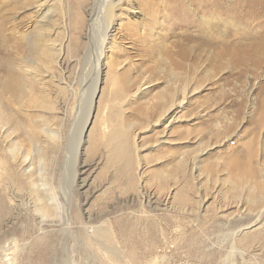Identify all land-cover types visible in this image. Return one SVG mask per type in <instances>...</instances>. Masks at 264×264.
I'll use <instances>...</instances> for the list:
<instances>
[{"label":"rangeland","instance_id":"obj_1","mask_svg":"<svg viewBox=\"0 0 264 264\" xmlns=\"http://www.w3.org/2000/svg\"><path fill=\"white\" fill-rule=\"evenodd\" d=\"M132 2L102 46L95 0H0V264H264V0Z\"/></svg>","mask_w":264,"mask_h":264},{"label":"bare ground","instance_id":"obj_2","mask_svg":"<svg viewBox=\"0 0 264 264\" xmlns=\"http://www.w3.org/2000/svg\"><path fill=\"white\" fill-rule=\"evenodd\" d=\"M38 4H43L44 2H46V1H48V0H35ZM57 1H60L61 2V8H63V3H62V0H55V2H57ZM132 4L133 2H132V0H95V7H94V10L92 11L93 13L91 14V16H92V20L94 21V23L95 24H98V27H99V29H98V31H100V29H101V31L99 32V35H100V37L98 38L99 40H100V42H101V45L103 46L106 42H107V40H108V38H109V33H110V31L112 30V28H113V24H114V21L117 19V17H119L120 16V19L121 20H123V19H125L124 18V15L126 14H128L129 13V10H131V7H128L127 6V4ZM182 6V3L181 2H179L178 3V5H177V7H175V9L176 8H180ZM251 13V14H254V15H264V5H261L257 10L256 9H253V10H250V11H248V13ZM119 19V18H118ZM52 18L49 20V22H47V24H41L42 26L40 27V28H38V29H36L33 33H34V38H32V43H31V47H32V52H33V54L35 55V58L36 59H31V63L33 64L34 62H35V60H37V58H39V57H41V55H44V57L45 56H47V58H48V60H46V61H53L54 60V58H55V56L57 55V54H60L61 52H62V45L61 44H57V46H55L54 48L52 47H47L46 48V50H44L45 49V41L47 40V41H50V42H54L53 41V38L50 36L51 34L49 33V32H46L45 30H50V28L52 27V24H51V22H52ZM47 21V20H46ZM93 21H92V23H93ZM6 24V20H4V19H2V17L0 18V31H2V29H3V27H4V25ZM51 24V25H50ZM198 24V23H197ZM202 26V28L204 29V25H201ZM39 27V26H38ZM95 28V27H94ZM212 28H213V24H210V26L207 28V30H204V31H202V30H200L199 29V31L203 34L202 35V45H215V42L217 43V40H216V38L214 37V34L212 33V34H210V35H208L207 34V32L208 31H211L212 30ZM41 30H44L45 31V33H44V31H42L41 32ZM3 32V31H2ZM60 32V31H59ZM46 34H48L49 35V38L48 39H45L44 37L45 36H43V35H46ZM9 35V34H8ZM33 35V34H32ZM47 35V36H48ZM262 35L263 34H259V36L257 37L256 36V38L255 39H260L258 42H256V43H254V42H252L250 45H248L247 46V48L245 49V50H242V51H238V52H236V55H234V58H236V60L238 61V62H240V63H242V62H252V63H254V64H256V65H259L260 63H261V61H262V59H264V40L262 39ZM111 38V37H110ZM250 38V37H249ZM113 39V38H112ZM111 42V41H110ZM224 42V41H223ZM224 47H225V51H227V52H232V51H230V48H231V46H230V44H227V43H224ZM44 50V51H43ZM70 52V51H69ZM180 55H181V57H184L185 56V49L184 48H181L180 49ZM235 53V52H234ZM56 61V60H55ZM12 63V62H11ZM27 63L28 64H26V66H28L27 68L28 69H31V66L32 65H30V62L29 61H27ZM51 63V62H50ZM112 64V63H111ZM53 68V67H52ZM14 76V77H13ZM12 77H13V79L12 80H10V81H8V82H6L5 83V87L7 88V89H15V87H16V85H15V83H14V80L16 79V81H17V83L19 84V87H17V89H19L20 91H21V89H22V77H17V76H15V75H12ZM98 79V78H97ZM115 80V79H114ZM116 81V80H115ZM116 83V82H115ZM115 85V84H114ZM4 87V88H5ZM124 88H127V86L125 85V83H123V87H117V93L119 94L120 92L122 93V94H125L126 93V91L124 92ZM128 89V88H127ZM94 91V90H93ZM95 92H96V88H95ZM94 92V93H95ZM124 92V93H123ZM93 94V93H92ZM127 94V93H126ZM95 95V94H94ZM117 95V94H116ZM184 99H185V96H183L182 97V100L181 101H179L178 103H177V105L176 106H178V107H180L181 105H182V103H183V101H184ZM86 119V118H85ZM84 119V120H85ZM51 120V119H50ZM3 121H4V119H3ZM86 121H87V119H86ZM86 121H84V124H85V122ZM147 122V121H146ZM2 125V124H1ZM0 125V126H1ZM48 126V125H47ZM84 126V125H83ZM82 126V127H83ZM52 128V127H51ZM32 132V131H31ZM83 132V131H82ZM82 132L81 133H79V135L75 138V141L73 142V144L72 145H75L76 147H75V154L77 153V151H78V148H79V145H80V143H81V138H82ZM33 133V132H32ZM116 133V132H115ZM30 137V136H29ZM46 137H47V139H50V140H53V141H55L56 139H55V133L54 132H47L46 133ZM60 138V137H59ZM31 139H32V142L33 141H40L39 140V138H38V136L36 135V134H34L32 137H31ZM46 139V138H45ZM31 141V140H30ZM57 141H55V143H56ZM121 142V141H120ZM36 143V142H35ZM118 143H119V141H118ZM59 146V145H58ZM116 149V148H115ZM126 151V150H125ZM126 153V152H125ZM119 154H121V153H119ZM123 155V154H122ZM72 162V161H71ZM73 165V164H72ZM72 168V167H71ZM1 169V168H0ZM4 169V168H3ZM5 173H7V172H5ZM34 175H36V174H34ZM1 176V175H0ZM33 176V175H32ZM7 177H9V176H7ZM16 178V177H15ZM31 178V177H30ZM28 179H29V176H28ZM33 179V178H32ZM12 180V179H11ZM30 181H32V180H30ZM29 181V182H30ZM6 182H8V181H6ZM68 182H69V179H68ZM9 183H11V182H9ZM16 183V182H15ZM67 184V183H66ZM69 184V183H68ZM67 184V185H68ZM9 185V184H8ZM11 185V184H10ZM15 185V184H14ZM18 185V184H17ZM16 186V185H15ZM18 186H16V188H17ZM32 187H33V184H32ZM67 188H70L69 186H67ZM66 189V188H65ZM47 191V190H46ZM43 192V191H42ZM48 192L49 191H47L46 193L48 194ZM70 192V191H69ZM33 193V192H32ZM45 192L44 193H41L40 194V192H37V193H35V195H34V197H36V209H37V207L39 208L38 210H40L41 212H43L42 214L43 215H46V216H51V215H53L54 214V211H53V205L52 204H49V202L46 200V194ZM67 196H65V199H66V202H67V200H68V198H69V195H68V191H67V194H66ZM52 199V198H51ZM53 200V199H52ZM3 204V203H2ZM3 210L4 211H6L5 210V208H3L2 210H1V212H3ZM68 211V210H67ZM38 212V211H37ZM5 213V212H4ZM69 214V213H68ZM117 219V218H116ZM41 221H44V220H41ZM70 221V217H67V222H69ZM258 224V223H257ZM68 226V225H67ZM102 226V225H101ZM93 227V226H92ZM91 227V228H92ZM104 228V227H103ZM246 228V227H245ZM107 229V228H106ZM100 229H98L97 231H99ZM110 229L108 228L106 231H105V229L104 230H100L101 231V234L103 233V235L106 237V238H115L116 236L114 235L116 232H114V234H112L110 231H109ZM94 231H96L95 229H94ZM96 231V232H97ZM109 231V232H108ZM113 231V230H112ZM92 232V231H91ZM90 232V230H88V233H91ZM130 232V231H129ZM92 233H94V232H92ZM110 233V234H109ZM91 235H93V234H91ZM95 235V234H94ZM100 235V234H99ZM102 235V236H103ZM90 236V235H89ZM118 237V236H117ZM94 238H96V237H94ZM103 238V237H102ZM105 238V239H106ZM128 238V237H127ZM104 239V240H105ZM118 239V238H117ZM111 240V239H110ZM115 240V239H114ZM119 240V239H118ZM107 241V240H106ZM105 241V242H106ZM116 241V240H115ZM7 242V241H6ZM16 242V238H12V239H10L9 241H8V244H7V246H6V248H9L10 249V246L13 244V243H15ZM117 242V241H116ZM128 242V241H127ZM152 243H153V241H152ZM157 243V242H156ZM45 244V243H44ZM48 244V243H47ZM89 245V244H88ZM4 246V247H5ZM54 246V245H53ZM106 246V245H105ZM232 249H233V251H234V249H236L234 246L232 247ZM74 252V251H73ZM5 253V252H4ZM154 254V253H153ZM242 254V253H241ZM6 255V254H5ZM140 255V254H139ZM164 255V254H163ZM167 255V254H166ZM134 260H135V262H142V259L140 258V257H138V256H136V257H134V256H132V255H130ZM148 256V255H147ZM146 256V257H147ZM162 256V255H161ZM169 256V255H168ZM112 258H113V256H112ZM110 259V258H109ZM125 261V260H124ZM127 262V261H126ZM177 263V262H176ZM118 264V263H117ZM123 264H124V262H123ZM147 264H160V259H159V257H150V259L147 261Z\"/></svg>","mask_w":264,"mask_h":264}]
</instances>
